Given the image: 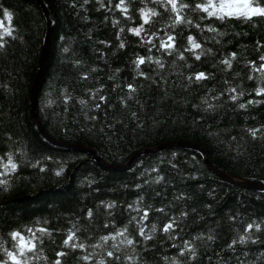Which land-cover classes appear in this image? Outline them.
Returning <instances> with one entry per match:
<instances>
[{
    "label": "trees",
    "instance_id": "16d2710c",
    "mask_svg": "<svg viewBox=\"0 0 264 264\" xmlns=\"http://www.w3.org/2000/svg\"><path fill=\"white\" fill-rule=\"evenodd\" d=\"M43 2L51 35L37 90L39 120L53 138L93 148L107 165L40 132L31 91L48 17L37 0H0V20L15 37L5 36L0 49V157L7 163L11 155L17 164L0 177L7 180L0 186V244L16 251L9 233L45 228L51 235L36 233L43 240L37 242L41 258L30 264H264V190L223 177L190 147L131 159L165 141L189 140L221 171L264 183V94H256L264 89V72L256 71L264 64V17L201 19L207 14L193 9L205 0H177L179 15L191 23L173 26L177 12L167 0H124L127 12L117 7L120 0ZM253 4L264 7V0ZM4 9L12 14L10 24ZM148 10L157 15L145 24L142 11ZM141 25L140 36L130 31ZM168 35L174 48L165 50L160 42ZM190 36L199 49L188 50ZM139 57L145 63L137 67ZM201 72L207 78L196 80ZM252 129H260L255 139ZM145 211L148 219L142 221ZM173 220L174 229L163 232ZM248 224L254 226L247 242L229 247L246 235ZM140 228L152 238L140 236ZM72 232L70 244L84 248L64 244ZM105 236L116 238L105 242ZM0 257L7 259L3 252Z\"/></svg>",
    "mask_w": 264,
    "mask_h": 264
},
{
    "label": "snow or ice",
    "instance_id": "6c2138e0",
    "mask_svg": "<svg viewBox=\"0 0 264 264\" xmlns=\"http://www.w3.org/2000/svg\"><path fill=\"white\" fill-rule=\"evenodd\" d=\"M85 3L88 2V0H84ZM167 4L171 5V10L176 11L177 12V16L175 18V20L173 21V26L175 24H179V23H191V21H187L185 20L183 17H181L179 15V11L177 10V0H167ZM124 6V0H120V3L117 5L118 8H121L124 12H127V9L123 7ZM189 7L187 4H180V8H186ZM201 10L202 12L207 14V17H201V19H205V18H211V17H215L216 20L219 21H225L228 18L231 17H236V18H240L243 17L246 20H250L253 16H260V17H264V7L259 6L258 4L256 6H254L253 4V0H205V3L202 4H195L194 5V9L193 10ZM3 15L7 18V21L9 22V24L12 21V14L10 12H8L6 9L3 10ZM142 15L144 17V23L147 24L149 22V17L151 16H155L157 15V13L152 12L151 10L148 11H142ZM196 27H200V25H196ZM0 49H3L5 46L4 43V37L8 36V37H12L13 39L15 38L13 36V29L11 27H5L4 21L0 20ZM121 31H123V29H121ZM131 32H133L136 36H140L141 32L143 31V25H141V27L139 28H133L130 29ZM209 31H216V29L214 28H209ZM188 41L191 44V48L188 49L189 51H194L195 49H199L201 47V45L199 43H196L193 37H188ZM148 43H151V39L148 40ZM155 46V45H153ZM120 47L123 48L124 44L123 42L120 43ZM160 47L164 48L165 50H170L174 48V37L171 35H168L166 40H161L160 42ZM235 56V54H233V57ZM182 58V57H181ZM200 58L199 55H196V59L198 60ZM151 59V57H149V60ZM261 61H264V56L260 57ZM145 63V59L144 57H139L138 60L136 61V65L137 67H139L141 64ZM157 63H159V61H157ZM222 63L226 64L229 68L231 67V62L230 60H224L222 61ZM162 66V65H161ZM256 71L258 72H264V64H261V66L259 68L256 69ZM207 77L205 76L204 73H199L195 76L196 80H201V79H206ZM251 78V77H250ZM189 80L193 79L192 77L188 78ZM128 88L131 91H135V89L132 87V85H128ZM233 93L236 92V89H232L231 90ZM243 93H241L242 95ZM257 95H262L264 94V89H259L256 93ZM93 98H95L93 96ZM100 100H105L106 98L101 96L99 98ZM232 100H236L237 96L236 95H232L231 96ZM81 103H86V101H81ZM249 104L251 103H259V101H249ZM99 103L97 104V107H99ZM240 108H246L247 105L245 104H240L239 105ZM260 129H252L249 130L250 135L255 139L257 138V132H259ZM4 157H0V168H2V170H0V177H4L7 176L10 172H15L17 169V164L13 162L11 155L7 156V163H3ZM60 173H57V175H59ZM162 179V177H161ZM7 184V180L6 179H0V186L6 185ZM115 205H107V207L112 208ZM131 207V206H129ZM162 211V210H161ZM89 216L92 215L91 211H89L88 213ZM148 219V213L147 211H145L143 213V215L141 216V220H147ZM133 220H135V217H133ZM175 220H173L172 222L164 225L163 227V232L168 233L171 230L174 229V225H175ZM253 224H248L246 227V235L241 236L239 238V241L237 240H233L232 244L229 245V247H232V245H235L236 243H246L247 240L250 238L247 233H249L252 228H253ZM255 228L257 231L260 230V225L259 224H255ZM152 232L154 233L156 231V226L152 225L151 226ZM27 231L28 233H30L31 235L29 237H25L23 235V232ZM40 232L43 235H51V233H49L47 231V229L45 228H38V229H26V230H20V231H13L11 233H9L12 241H15L16 243H14L12 245V247L14 249H16V251H10L8 248L4 247L3 244H0V252H3L4 255L7 257V259H3L2 257H0V264H8V261H12L13 264H30L31 260L33 259H40L41 257H39L38 255H36L37 253V242H39L40 244L43 243V240L41 237H37L36 233ZM125 232H127V228L118 231L116 233V236H123L125 234ZM139 235L144 237L145 240H150L152 237L151 235H145L144 229L140 228L139 231ZM116 236H105L102 237V239L107 242L108 239H115ZM75 238V233L72 232L68 235L67 239L64 240V244L65 245H70L73 249L75 248H84L85 245L83 243L80 244H76V243H71ZM209 239H211V237H209ZM253 243H255V241H253ZM126 244L131 246L134 244V241L132 239H127L126 240ZM185 246L187 248L188 251L193 252L194 254V249H192L191 245L188 244V242H185ZM32 253V256H29L28 254ZM57 256H65L66 253L64 252H59L56 254ZM107 255L109 257L113 256V252L109 251L107 253ZM181 255H183V252H181ZM117 259L119 257H116ZM46 259V257L44 258ZM81 259L84 260H88L89 256H83L81 257ZM128 259H132V257H128ZM54 264H61L60 260H56L54 262ZM100 264H104V261H101Z\"/></svg>",
    "mask_w": 264,
    "mask_h": 264
},
{
    "label": "water",
    "instance_id": "95a60500",
    "mask_svg": "<svg viewBox=\"0 0 264 264\" xmlns=\"http://www.w3.org/2000/svg\"><path fill=\"white\" fill-rule=\"evenodd\" d=\"M38 2H40L43 5V8L45 9L46 15L48 17V29H47V34H46V38H45V42H44V46H43V52H42V56H41V61H40V66H39V70L37 72V75L35 77L33 86H32V91H31V110H32V115L33 118L40 130V132L51 142L59 144V145H64V146H69V147H74L80 150H85L88 153H90L93 158L97 159L99 162H102L104 164L107 165L106 162L103 161V159L98 156L97 152L93 149L90 148L86 145H81V144H69L66 142H61L55 138H53L52 136H50L46 130L43 128V126L41 125V122L39 120L38 114H37V109H36V99H37V90L39 87V84L41 82L43 73L45 71L47 62H48V55H49V46H50V35H51V18L49 15V11L45 5V3L43 2V0H37ZM170 146H179V147H190V148H194L197 149L198 151L202 152L205 160L207 162V164L209 165V167L211 169H213L215 172H217L218 174L222 175L223 177L237 183L240 184L242 186H246L252 189H257V190H264V183L258 182V181H253V180H244V179H238L235 178L232 175H229L223 171H221L220 169H218L217 167H215L210 160L207 157V152L206 150L199 145L196 142L193 141H189V140H180V141H165L162 142L158 145H155L153 147L150 148H145V149H141L138 150L137 152H135V154L132 156L131 159L136 158L137 156L141 155L142 153H146V152H152L161 148H165V147H170ZM127 163L122 164V166H125ZM111 166H121V165H111Z\"/></svg>",
    "mask_w": 264,
    "mask_h": 264
}]
</instances>
